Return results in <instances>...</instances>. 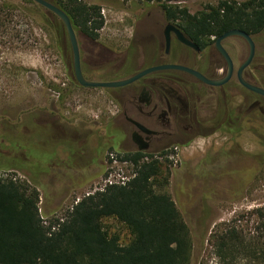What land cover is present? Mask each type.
<instances>
[{
	"label": "rangeland",
	"instance_id": "374dc122",
	"mask_svg": "<svg viewBox=\"0 0 264 264\" xmlns=\"http://www.w3.org/2000/svg\"><path fill=\"white\" fill-rule=\"evenodd\" d=\"M82 1L101 7L104 24L100 33L112 38L120 32L127 37L131 34L134 22L130 11L139 12L136 5L131 4L142 5L135 0ZM220 1L190 0L180 6L196 14L206 12L209 5L216 6ZM0 6V20L5 22L0 23V121L10 120L11 115H31L25 118L27 131L2 132L6 133L3 139L10 142L9 146L0 144V153L17 158L14 164L0 162V180L12 177L36 186L41 194V210L48 214L43 220L49 225L64 219L81 199L105 187L104 169L101 172L93 165L92 157L96 155L83 153L74 155L71 161L66 154H61L57 163L49 168L57 156L58 142L52 134L41 132L36 125H48L57 131L56 127L65 123L81 130V142L92 135L94 142L107 145L106 125L113 116V106L106 101L104 90L79 88L68 79L71 74L66 67L68 62L71 63L72 49L68 40L64 42L65 27L55 14L30 0H0ZM43 15L48 21L46 34L39 24ZM12 34L16 36L15 50L10 45ZM263 46L258 38L261 54ZM101 66L95 65L92 74L99 75L98 72L104 70ZM44 134L48 139H41ZM229 140L228 136L220 134L212 138L199 137L180 148L170 164L172 171L166 191L172 195L192 231L191 264H264V238L257 215V211L264 210V168L251 178L240 180L239 191L231 198L226 196L232 194L234 180L220 177L211 180L202 173L205 151L210 144L216 141L219 147ZM240 142L250 152L260 151L257 136L246 134ZM19 157L25 159L24 164L20 163ZM59 163L67 164L69 170L81 174L63 176V169L56 168ZM7 165L10 166L3 168ZM120 165L133 176V165ZM246 171L249 176L251 171ZM105 223L125 241L130 239L129 231L117 221ZM232 229L241 238L240 249L224 260L217 255L214 235Z\"/></svg>",
	"mask_w": 264,
	"mask_h": 264
},
{
	"label": "flooded vegetation",
	"instance_id": "af4514ba",
	"mask_svg": "<svg viewBox=\"0 0 264 264\" xmlns=\"http://www.w3.org/2000/svg\"><path fill=\"white\" fill-rule=\"evenodd\" d=\"M131 5H136L139 12L130 11L134 28L128 37L120 32L112 38L102 35L100 29L97 37L92 38L75 30L81 71L87 80L103 83L124 82L146 70L151 71L122 86L84 87L77 80L72 51L71 63L66 67L71 74L68 79L79 88L104 90L106 101L113 106V116L106 125L108 142L107 145L94 142L92 135L81 142V130L65 123L57 126V131L48 125L35 124L58 142L57 156L49 168L57 163L61 154H66L71 161L74 155L83 153L96 155L92 157L93 165L101 172L103 169L105 172L106 162L117 160L133 165L129 159L135 157L140 162L163 161L172 171L170 164L180 148L199 137L212 138L220 134L230 140L219 147L216 141L210 144L205 151L202 173L211 180L217 177L234 180L232 194L226 197L235 196L240 180H247L264 168V94L247 87L264 90V50L262 54L258 50V38L264 45V29L249 34L255 43V55L240 73L250 56V45L242 36L232 35L220 43L218 39L223 34L212 35L206 31L195 37L190 30L180 28L179 22L171 19L160 5L133 2ZM0 23L5 24L3 19ZM39 24L46 34L45 15ZM178 30L189 43L180 37ZM64 32V42L68 40L71 46L66 28ZM16 43V36L12 34L10 45L14 50ZM97 64L104 70L95 76L91 69L95 70ZM106 73L111 75L105 76ZM28 116L31 115H11L10 120L0 121L2 146H9L10 142L3 139L6 133L2 132L28 130L24 124ZM246 134L257 136L260 151L250 152L242 146L240 139ZM41 139L48 137L44 134ZM16 158L0 153V162L14 164ZM19 159L20 163H25L24 158ZM213 160L216 161L212 163ZM66 165L56 164V168L63 169V176L81 174ZM247 169L251 171L249 176Z\"/></svg>",
	"mask_w": 264,
	"mask_h": 264
},
{
	"label": "trees",
	"instance_id": "16d2710c",
	"mask_svg": "<svg viewBox=\"0 0 264 264\" xmlns=\"http://www.w3.org/2000/svg\"><path fill=\"white\" fill-rule=\"evenodd\" d=\"M48 1L66 12L74 29L87 36L96 38L103 27L100 6L82 0ZM135 1L160 5L195 37L206 31L222 35L239 29L253 35L264 29V0H222L195 15L180 6L190 0ZM129 161L135 176L126 185L109 186L84 197L64 219L49 225L43 220L48 214L41 210L36 186L12 177L1 179L0 264H191L192 231L166 191L169 166L156 159ZM257 215L264 238V210ZM107 220L123 225L130 239L125 241L107 228ZM214 238L217 255L224 260L240 249L241 238L235 229Z\"/></svg>",
	"mask_w": 264,
	"mask_h": 264
},
{
	"label": "water",
	"instance_id": "95a60500",
	"mask_svg": "<svg viewBox=\"0 0 264 264\" xmlns=\"http://www.w3.org/2000/svg\"><path fill=\"white\" fill-rule=\"evenodd\" d=\"M35 3L45 7L46 9H48L50 12H52L53 14H55L63 23L64 27L67 30L69 39H70V43H71V47H72V51H73V55H74V68H75V74L77 77L78 82L84 86V87H112V86H122L124 84L130 83L135 81L136 79H138L139 77L143 76L144 74L148 73L151 70H146L144 72H142L141 74L135 76L134 78H131L128 81H124V82H116V83H103V82H96V81H91V80H87L81 71V60H80V50H79V45L77 42V37H76V33H75V29L73 27L72 21L70 19V17L68 16V14L66 12H64L61 8H59L58 6H56L55 4H53L52 2L48 1V0H33ZM180 34V37L182 39H184L182 37L181 32L178 30L177 31ZM232 35H239L242 36L243 38H245L249 45H250V56L248 58V60L245 62V64L241 67L240 73L242 72V70L247 67L249 65V63L253 60L254 55H255V43L253 41V39L251 38V36L243 31V30H239V29H232L228 32H226L225 34H223L219 39H218V43L221 42L222 39L232 36ZM184 41L186 43H189L187 40L184 39ZM225 56L227 57V59L230 62V59L228 57V55L226 53H224ZM247 85V84H246ZM248 88L264 94V90L260 89L258 87H253L250 85H247Z\"/></svg>",
	"mask_w": 264,
	"mask_h": 264
},
{
	"label": "built area",
	"instance_id": "2783aa9c",
	"mask_svg": "<svg viewBox=\"0 0 264 264\" xmlns=\"http://www.w3.org/2000/svg\"><path fill=\"white\" fill-rule=\"evenodd\" d=\"M120 164L121 163L117 160H114L113 162H106L103 178L105 187L100 191H104L109 186L126 185L135 176V173L133 176L127 174ZM124 165L128 164L124 163Z\"/></svg>",
	"mask_w": 264,
	"mask_h": 264
}]
</instances>
